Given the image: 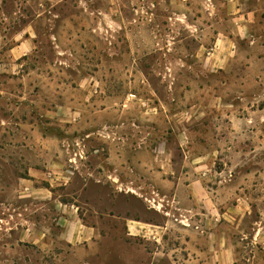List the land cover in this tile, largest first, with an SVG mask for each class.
Returning <instances> with one entry per match:
<instances>
[{"label":"rangeland","instance_id":"obj_1","mask_svg":"<svg viewBox=\"0 0 264 264\" xmlns=\"http://www.w3.org/2000/svg\"><path fill=\"white\" fill-rule=\"evenodd\" d=\"M51 4L59 17L51 19ZM29 23L42 35L16 67L12 33ZM219 32L234 52L214 70ZM112 146L121 148V180L144 182V196L113 181ZM213 147L221 151L215 169L237 166L234 185L245 171L263 173L251 213L226 229L237 264H264V247L252 240L255 220L264 223V0H0V264H191L176 225L154 238L130 234L126 223H162L145 200L159 184L155 171L171 159L172 174L185 156ZM51 157L65 175L32 185L73 201L95 228L87 239H67L62 209L35 202L19 182L27 166ZM100 165L108 174L96 181L89 174ZM230 196L237 201L234 188Z\"/></svg>","mask_w":264,"mask_h":264},{"label":"crops","instance_id":"obj_2","mask_svg":"<svg viewBox=\"0 0 264 264\" xmlns=\"http://www.w3.org/2000/svg\"><path fill=\"white\" fill-rule=\"evenodd\" d=\"M225 1L230 3L235 0ZM54 5L51 4L50 9L47 10L51 19L60 16L59 13L52 10ZM236 8L237 11L240 10L238 6ZM41 14L42 12L37 14V17H40ZM239 14V16H243V14ZM29 24L30 27H22L12 33L11 39L15 42L8 47V51L11 57H13L12 61H14L16 67L23 65L19 61L29 51L36 49L37 40L42 35L32 23ZM239 35L241 38H244L243 34L239 33ZM58 38H60V35L54 31L48 35V39L53 40L52 43L55 44V47L62 49L57 42ZM227 38H229L228 34L219 32L215 47L212 49L213 52H210L212 56L208 59L213 61L210 67L214 70L216 69L214 67L218 65L217 62L226 61L234 52V44ZM219 67L222 68V66ZM69 117L71 119L73 117L72 109H70ZM238 117L239 119L241 118V116ZM180 146L186 152L184 145L180 144ZM112 147L109 161L116 165L114 171H110L111 176L115 177L113 181H117L123 185L126 184L127 193L144 196L141 189H139L145 187L144 182L141 183L143 186L137 188L132 184L134 181L130 180L129 177L128 182L121 180L120 172L124 168L123 162H119L121 155L119 151L121 148ZM96 152H100V149H96ZM220 153L221 151L217 147H213L206 153L195 154L190 158L185 156V159L181 162L182 168L180 170L171 169L172 174H168L167 172H169L174 164L173 160L167 159V161H164L161 171H155V175L159 177L158 186L152 185V191L149 193V190L145 196V200L151 203L149 207L156 209L160 213L163 222L143 223L134 217H128L126 225L130 234L135 235L142 231L147 232L151 230L153 234L150 235L156 238V233L167 230L172 223L181 231L182 239L187 245L186 247L191 250L188 260L191 264H237V248L232 235L227 231L226 227H229V223H232L234 227L239 228L243 217L251 213V193H257L260 190V186L263 183V173L261 170L245 171L242 174L243 181L238 185H234L235 173L233 174L234 170H232V167L237 166H233L234 164L225 161V168L222 170L215 169ZM61 160L54 159L53 157L46 163L41 164L42 166L30 164L25 170L26 178H19V182L23 186H26L27 191H29L27 195L32 197L35 202L62 209L65 215L63 218L66 221L63 231L67 239L77 240L80 237L87 239L90 235L95 234V228L83 224L79 216L78 206L73 201H61L55 198L50 189L32 185L41 178L53 179L52 176L55 172L65 175L66 166L64 167ZM100 167L98 173L89 174L95 175L96 181H101L108 174V172L104 171L105 168L102 165ZM126 169L128 173L130 169H133L132 165H129V162H127ZM87 173L85 172V174ZM248 181H253L251 186L246 184ZM232 188L235 190V196H238L237 201L233 203L228 201L231 199ZM170 216H174V221ZM261 219L254 222L256 226L253 228L252 240L264 247V223ZM142 224L151 228L147 230V227L142 226ZM222 226L225 227V230L221 229ZM252 259L257 260L258 258H256V255L246 258L247 261H251ZM260 262L264 263V257L261 258Z\"/></svg>","mask_w":264,"mask_h":264}]
</instances>
